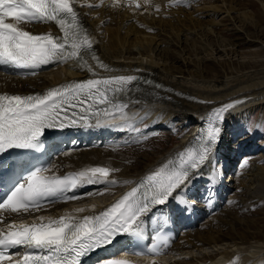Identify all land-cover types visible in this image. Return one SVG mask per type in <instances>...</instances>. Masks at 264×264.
I'll return each instance as SVG.
<instances>
[{
	"label": "bare ground",
	"instance_id": "obj_1",
	"mask_svg": "<svg viewBox=\"0 0 264 264\" xmlns=\"http://www.w3.org/2000/svg\"><path fill=\"white\" fill-rule=\"evenodd\" d=\"M73 3L78 19L93 41L92 54L107 65V68H100L89 54L85 57L88 59L87 68H81L69 60L57 62L53 69L33 78H17L0 73V95L29 96L89 79L132 76L136 81L141 76H146L159 84V88L150 90L154 97L130 98L132 103L126 111L131 118L128 123L133 128H141H137L140 123L135 122V119L139 122L147 120V131L129 130L125 133L129 128L124 127L122 121L110 122L121 129L120 135L126 139L129 137L130 141L125 144L134 143L131 148H126L140 147L150 141V130L165 126L174 128L172 122L179 115H183L190 123L186 130L191 127V121L197 126L192 133L185 131L182 140L174 147L165 148L166 150L154 155L144 154L136 161L127 159L125 150L117 147L121 142L95 148L83 147L79 151L58 157L48 172L49 176L77 173L92 167H107L117 170L112 171L108 177L117 183L107 187L102 183L85 184L77 187L75 200L32 211L30 214L52 212L47 219L54 220L68 214L82 218L101 213L138 187L146 176L169 159L187 147L197 145L203 130L208 128L207 124L212 119L214 110L226 103L239 101L240 103H233L234 106L223 113L220 138L210 160L201 166L187 186L173 192L164 205L152 208L143 218L142 232L152 241L155 234L166 225L176 226L178 230L182 228L189 213L192 218L190 230H194L207 217V221L197 231H188L189 234L183 235L172 250V253L184 254V259L187 258L185 256L193 257L191 254L194 255L195 252H199L200 257H196L194 262L193 257L191 260L169 264H264V239L260 238V229L255 235L245 236L239 230L249 224L237 216V213L250 208L253 203L264 202V155H259L263 160L256 162L250 174L246 173L248 164L242 162L261 150L255 144L264 129V63L258 59L263 56L264 50H250L242 54L235 50L241 45L237 41L242 46L249 43L254 47L264 44V29L261 27L264 22V0L261 10H257L255 14L252 11L241 12V8H244L243 0H183L179 4L175 0H140L128 4L108 0H73ZM222 14H227L228 17L223 19L221 26L216 20ZM228 21L234 24L233 28ZM19 27L32 34L51 33L53 36H62L52 22L21 23ZM249 27L253 30V36L250 37L246 34ZM215 32L217 35L234 32L243 34V37L235 41L220 39L215 35V38H211ZM202 39H207L208 43L201 45ZM223 55L230 58L222 59ZM192 56L196 58L192 59ZM148 89H145L146 92ZM257 110L261 113L252 129L253 133L238 131L248 124L249 116ZM110 123H99L93 132L94 140H98L96 143L99 144V140L103 138L102 131L105 127L112 128ZM228 135V140L221 146ZM152 136L154 137L153 134ZM238 140L241 142L236 146ZM221 158L222 164H225L223 169L217 165ZM234 174L236 178L232 176ZM225 175H228L227 180ZM233 190L236 192L227 199V193ZM105 192L111 196L109 200H90L95 194ZM86 200L91 203L78 206ZM223 204L225 206L222 207ZM78 209L84 211L78 212ZM6 215L8 218L29 216L20 213ZM41 217L43 216L40 215ZM185 233L186 231L183 232ZM224 243H228L227 248L218 250L216 257L200 252ZM169 258L174 259L173 256ZM167 260L166 257L161 260L163 263L155 264H164Z\"/></svg>",
	"mask_w": 264,
	"mask_h": 264
},
{
	"label": "snow or ice",
	"instance_id": "obj_2",
	"mask_svg": "<svg viewBox=\"0 0 264 264\" xmlns=\"http://www.w3.org/2000/svg\"><path fill=\"white\" fill-rule=\"evenodd\" d=\"M175 2L179 4L183 0ZM9 18L14 22H8ZM22 22H54L62 36L32 34L19 27ZM92 49L93 41L78 19L73 0H0V64L36 69L76 59L86 65L85 57L91 54L98 66L106 69L107 65L92 54ZM135 79L132 76L89 79L52 88L43 94L0 95V153L40 149L45 129L87 126L85 117L89 109H98L92 113L98 123L118 120L129 130L138 131L128 123L131 118L126 110L132 101L116 95ZM117 85L119 89L115 88ZM233 106L226 104L214 110L211 115L215 119L203 130L197 145L187 147L162 164L111 207L82 218L68 214L47 222L41 217L38 224L17 226L13 223L7 231L0 229V249L25 247L54 254L34 255L28 251L14 264H78V258L87 251L111 244L120 234L142 237L143 218L153 207L164 205L177 189L187 186L201 166L210 160L220 138L223 113ZM78 108L83 112H77ZM46 171L47 168L36 167L19 179H14V172L8 174L7 180L0 182V187L8 189L0 199V209L26 213L38 210L43 202L76 199L67 193L85 184L102 183L107 187L117 183L108 179L111 172L117 170L107 167L86 168L64 177L44 175ZM150 251L155 252V248ZM6 260L13 264L11 255L0 251V264ZM109 264H128V261L114 260Z\"/></svg>",
	"mask_w": 264,
	"mask_h": 264
},
{
	"label": "rangeland",
	"instance_id": "obj_3",
	"mask_svg": "<svg viewBox=\"0 0 264 264\" xmlns=\"http://www.w3.org/2000/svg\"><path fill=\"white\" fill-rule=\"evenodd\" d=\"M245 1L246 0H243V4L245 6L243 5L244 8H243V10L241 8V12L242 11L243 12L244 11L245 12L252 11L255 14V12L257 10H261L260 8L262 7V0H251V2H248V1L245 2ZM237 8H240V7H237ZM227 17H228L227 14L219 15L218 16V19L216 20V22H220L219 24L222 26L223 25V23H222L223 19H225ZM229 24H230L231 27L234 25L231 22H229ZM261 27H262V29H264V22L262 23V26ZM247 30H248V33L245 31L246 34H247V36H249V37H250V35L253 36L252 27H249ZM214 35L216 37H218V38L220 37V39H226V40H230V41H235V39H237L239 37L240 38L243 37V34L234 33V32H232V33L231 32H229V33H223V34L221 33L220 35H217V33L215 32V33H213V36L211 38H215ZM190 37L193 38V35H191ZM207 43H208V40L207 39H202L201 40V45H203V44L206 45ZM237 43H239V45L241 44L238 48H235V50L238 51L239 54H242L243 52L250 51V50L251 51L252 50H258V49L259 50H264V44L263 45H258L257 44L258 46H255L254 47V46H251L250 45L251 43H249V45H243V46H242V43L241 42H238L237 41ZM194 57L196 58V56H192V59ZM218 57H220V55ZM221 58L222 59H228V58H230V56L223 55ZM237 59H238V57L235 58V60H237ZM258 59L261 60L264 63V54H263V56L259 57ZM232 60L234 61V58ZM178 65L180 66L181 64L179 63ZM257 112H258V115H257ZM260 113L261 112H259V110H257L255 113H253L252 115H250L249 116V119H248V124H246L244 128H242V129H240L238 131H243V133H246V134H248V133L252 134L253 133L252 129L254 128V126H255V124L257 122V119H259ZM135 120H136L135 122L140 123L137 126V128L138 127H141V128L138 129V131H143L144 130L143 132H146L147 131L146 128L149 126V124L147 123L148 121L145 120L143 122H139L138 119H135ZM172 123H173V125H175L174 128H173V126H168V127L165 126V127H161V128H156L154 131H151L150 130L149 133L151 135V138L149 140H151V141H148V143H145L143 146L141 145L140 147H135L133 149H129V148H127V149H124V148L120 149V150H125L124 151L125 152V155L128 157L127 158L124 155L125 158L130 159L131 161H136L138 158H140L144 154L154 155V154H158V153L162 152L163 150L170 149V148L174 147L176 144H178L180 142V140H182V137L186 134V133L183 134L185 131L186 132H189V133L190 132L192 133V131L197 126V125H195L194 122L192 123V121H191V127L188 130H186L187 127L190 125V123H189V121L185 117H183V115H179L178 117H176L175 118V121L173 120ZM233 130H235V129H233ZM155 132H157V137H156V139H153L152 134L154 133L153 135L155 137ZM233 133H236V132H233ZM233 133H231V135H233ZM229 136L230 135L225 136V138H224L225 140L223 139L221 146L224 145V143L226 142V140H228ZM236 138L238 139L239 136H236ZM240 142L241 141H239V142L236 141V144L235 145L237 146L238 143H240ZM255 145L257 147H261V150H258V152H256V154L254 156L252 154L249 155L250 157H253V158L247 159L246 161H248V162H246L244 160L242 161V162H246V163H244L245 165L248 164L249 167H247L248 171L246 173H249V174L254 169L253 167L257 164L256 162H259L260 160H263V158L261 156L259 157V155L260 154L261 155H264V149H263L264 148V129L261 132V138L258 140L257 144H255ZM125 147H130L131 148V146H125ZM127 152L128 153H131V155H129ZM220 160L217 161V165H219L218 167L221 166L222 169H223L224 168V164H222L223 159L221 158ZM239 162H241V160ZM144 163H147V161H144ZM220 163H221V165H220ZM236 174H234L232 176L234 178H236L235 177ZM235 192H236V190L234 191V193ZM94 196L96 198L95 197L90 198V200H92L93 202L96 201V200H98V201H106V200H109L111 198V196L107 192H105L104 194H95ZM90 200H86V201L83 202V204H80L78 206L88 205V204L91 203ZM98 201L96 203H98ZM262 205H264V202L263 203H260V204L259 203H253L251 205V207L248 208V209L242 210L239 213H237L235 211L237 213L238 218H240L241 220H245L246 223L249 224V226H247V227L244 226L242 229L239 230V231H242L245 236L255 235L256 233H259L258 230L260 229V233H261L260 238L261 239H264V210H262V209H264V206H262ZM227 220H229V218H227ZM249 222H252L253 224H251ZM227 244L228 243H224L223 245H221L219 247H214V248H209V249L207 248V249H204V250H202L200 252L201 253H209L213 257H216L218 255V253H219L218 250H220V251L221 250L222 251L225 250L227 248ZM200 255L201 254L199 252H195L194 255L191 254V256H193L194 258L191 257L189 260H191L193 258L192 261L194 262L195 261V258L196 257L197 258L200 257ZM183 256H182V258H181V256L176 257V259L178 258L176 261L188 260V258H185L184 259ZM167 264H169V263H167Z\"/></svg>",
	"mask_w": 264,
	"mask_h": 264
}]
</instances>
